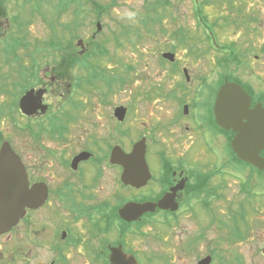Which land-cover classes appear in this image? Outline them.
I'll use <instances>...</instances> for the list:
<instances>
[{"label":"flooded vegetation","instance_id":"flooded-vegetation-1","mask_svg":"<svg viewBox=\"0 0 264 264\" xmlns=\"http://www.w3.org/2000/svg\"><path fill=\"white\" fill-rule=\"evenodd\" d=\"M7 1L0 0V19ZM93 38L84 53L81 47L63 46L62 59L14 61L0 75V93L10 96L8 111L0 103V114L13 116L20 140L17 146L0 135V149L9 140L35 195V204L26 205L15 224L0 232V264H205L207 259L208 264H231L230 256L239 264H264V167L240 158L232 146L236 135L245 146L261 144L264 76L251 53L246 51L234 75L227 71L222 81L220 62L213 65L208 58L213 50L226 51L220 53L213 40L206 39L209 44L201 48L184 38L186 43L170 48L185 50L194 60L207 59L209 69L195 76L167 50L176 58L162 56L163 67L159 61L165 80L163 75L156 83L141 72L139 89L147 102L157 98L163 107L142 113L134 100L133 106L111 105L113 80L105 82L108 93L92 87L82 93L83 75L71 71H85L95 62L91 52L102 51V46ZM226 81L237 82L248 94L243 101L249 111L237 130L220 125L216 116L217 94ZM127 87L134 95V84ZM56 94L58 104L49 100ZM87 101L90 109L82 114L69 106ZM101 101L106 109L97 107ZM119 106L124 108L121 117ZM133 130L135 136L130 135ZM138 143L144 148L143 174L126 182L124 167L112 160V153L121 148L131 156ZM259 155L264 158V147ZM230 176L238 186L234 197L228 194ZM247 208L253 209L255 220L248 231L239 225L243 238L238 243L224 240L221 230L213 228L215 211L247 213ZM211 231L217 235L214 241ZM223 242L227 257L221 260L217 247ZM246 242L249 251L238 249Z\"/></svg>","mask_w":264,"mask_h":264},{"label":"rangeland","instance_id":"rangeland-1","mask_svg":"<svg viewBox=\"0 0 264 264\" xmlns=\"http://www.w3.org/2000/svg\"><path fill=\"white\" fill-rule=\"evenodd\" d=\"M73 1L74 4L67 5L66 11L60 16L58 15L59 0H9L2 5L4 11L6 9V14L0 19V75L5 74L6 65L13 66L12 62L14 61L35 62L45 59H47L46 61L61 59L62 51L59 49V43L67 42L71 36L69 29L61 28L62 24L68 23L69 26H74V16L77 13L76 22L78 24L71 27V30H74V34L78 35L69 47H78L79 38L88 44L94 39L93 34H96V40L102 47H106L102 50H109L108 53L99 51L95 57H91L90 60H95V62H91V67L85 71L77 67L72 69L71 72L74 70L73 73L77 76L83 75L82 93L84 94L85 90L91 87L93 92L108 93L106 90L109 86L105 82L113 80L112 98L114 101H111V105L115 103L128 105L130 102L133 106L134 100V107L142 110V113H146L147 110L152 112L160 109L163 104L157 98L147 102L143 95L140 96V84H143L142 74L151 75L154 81H160L164 75L161 68L163 67L161 54L163 51H171V46L180 43V36L176 34L177 30L182 26L190 28L192 40L190 42L200 43L201 48H206L209 44L205 33L202 32L198 16L195 14L196 0H165L169 1L165 8L157 6L158 0ZM93 1L97 4L95 5ZM159 1L165 2L164 0ZM150 7H154L156 10H151ZM204 10L208 19L217 23L212 28L216 41L220 45L236 43V48L239 47L242 51L248 49L252 55V61H257L256 65L260 68L258 74L264 76V0H209ZM79 12H84L86 15L82 17ZM98 22H101L103 27L100 32L97 29ZM90 49L92 50V48ZM172 51L185 65L192 68L195 76H200L203 70L209 69L207 59L194 60L195 58L189 52L182 49ZM212 52L213 56L208 59L212 58L213 65H215L219 53L214 50ZM254 54L259 55L260 58L256 60ZM84 59H89V57L86 56ZM194 66L197 68L195 69ZM129 67L133 68L132 72ZM236 67L233 65L230 69L233 70ZM203 75H207V73H203ZM164 76L165 80L166 75ZM152 77L149 79L152 80ZM214 79H216V74L213 71L212 80L214 81ZM132 83L135 89L133 90L134 95L131 96L127 86ZM144 83L145 86H148L146 82ZM139 97L140 100H138ZM8 98L10 96L7 93H0V103L5 104L6 112L8 111ZM49 100L58 104L59 98L56 94L53 97L50 96ZM69 106L77 108V114H82L90 109L88 101L84 105L71 102ZM97 107L106 109L108 105L101 101L97 103ZM12 118L11 115L0 114V135L5 139L13 140L15 145L19 146L20 140L16 136ZM20 120L22 123L25 122V119ZM110 124L111 122L108 121L107 127ZM132 134L135 136V130L131 131L130 135ZM130 135L125 139V141L128 140V143L131 141ZM234 168L239 172L244 170V166L241 165H236ZM230 177L229 187H227L228 194L230 197H234L237 195L238 186L234 177ZM118 188L125 192L121 185ZM246 211L247 213H240L239 210L225 213L215 211L212 226L214 229L221 230L224 240L236 244L243 238L238 233L239 225H243V229L248 231L252 229L255 220L253 209L247 208ZM210 235L213 241L217 238L215 232L211 231ZM249 248L250 243L246 242L239 244L238 249L247 252ZM217 249L219 257L224 260L227 257L224 242L219 244ZM227 258L231 264H239L235 257Z\"/></svg>","mask_w":264,"mask_h":264},{"label":"water","instance_id":"water-1","mask_svg":"<svg viewBox=\"0 0 264 264\" xmlns=\"http://www.w3.org/2000/svg\"><path fill=\"white\" fill-rule=\"evenodd\" d=\"M98 31L102 29L101 22L97 23ZM78 44L84 47L83 40ZM83 48L81 53H84ZM165 58L175 59L173 52L163 53ZM27 94L26 96H28ZM248 94L236 82L226 81L217 94L216 116L218 123L225 127L238 129L242 114H246L249 109L248 101L244 102V97ZM25 96V97H26ZM119 117L123 114V107L117 108ZM264 122V111L262 114ZM260 145H244L238 135L232 140L233 150L236 154L254 165L264 167V158L259 155L260 148L264 147V124H262ZM262 146V147H261ZM144 148L138 143L134 148L133 155L126 154L121 148H115L112 153V160L120 163L124 167L122 179L126 182L138 180L143 174L142 162L144 158ZM35 204V195L33 190L27 186V176L20 158L12 149L10 143L5 141L0 150V232H5L15 224L17 218L23 213L26 205ZM209 263V259L205 264Z\"/></svg>","mask_w":264,"mask_h":264},{"label":"trees","instance_id":"trees-1","mask_svg":"<svg viewBox=\"0 0 264 264\" xmlns=\"http://www.w3.org/2000/svg\"><path fill=\"white\" fill-rule=\"evenodd\" d=\"M157 3H158L157 4L158 7L165 8L169 4V1L163 2V1H159L158 0ZM96 4L97 3H95V5ZM67 5H69V4L65 3V2L60 3L61 8L58 9V13L60 14L61 12H63V10H64L63 8L67 7ZM198 5H199L198 6V10H197L198 15H201L203 17V19L205 20V16L203 14V6H204V4H198ZM150 9L154 10V11L156 10V8H154V7L153 8L150 7ZM204 24H205V28L208 27L210 29H212L213 27H215L217 25V23L215 21L212 23V26L211 25H207L206 22H204ZM66 26L67 25H65V27ZM69 29H70V32H72L71 27H69ZM176 34L178 36H180L179 37V42L186 43L184 38H186V35L188 34V30L185 27H183V26L180 27L177 30ZM235 45H236V43H231L229 45L228 44H226V45L224 44V45H222V48L218 50L220 53H222L223 51H226V52H224V53H222V54L217 56V60L220 62V64H219L220 68L223 69V72L221 74L222 81H223V76L227 73V71L230 70L231 66H233V65L238 66L240 61H241L242 55L244 53H246V50L242 51V50H240L239 47L236 48L237 45L236 46ZM227 46H229L230 50L227 49ZM95 53L96 52H93V54H95ZM62 54L63 55L61 56V58L62 57L64 58V53L62 52ZM69 59L71 60V58H69Z\"/></svg>","mask_w":264,"mask_h":264},{"label":"bare ground","instance_id":"bare-ground-1","mask_svg":"<svg viewBox=\"0 0 264 264\" xmlns=\"http://www.w3.org/2000/svg\"><path fill=\"white\" fill-rule=\"evenodd\" d=\"M70 58H71V60H73V59H74V57H73L72 55H71V57H70Z\"/></svg>","mask_w":264,"mask_h":264}]
</instances>
